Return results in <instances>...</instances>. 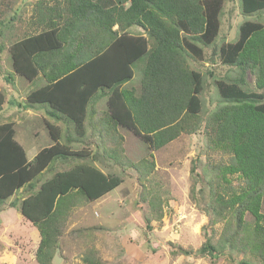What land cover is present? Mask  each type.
<instances>
[{"label":"trees","instance_id":"16d2710c","mask_svg":"<svg viewBox=\"0 0 264 264\" xmlns=\"http://www.w3.org/2000/svg\"><path fill=\"white\" fill-rule=\"evenodd\" d=\"M63 2L44 11L39 3V22L49 24L37 35L12 44L9 52L14 75L30 82L41 75L44 80L43 86L27 94V103L45 106L48 115L65 129L46 123L53 143L28 162L24 148L15 140L14 123L0 124V204L21 188L27 192L19 207L39 232L38 264H51L76 201L94 202L121 183L118 176L79 163L39 184L41 174L55 162L89 158L84 150L73 152L68 145L84 144L80 140L85 137L83 118L97 91H110L107 117L114 126L131 130L152 150L195 131L198 125L193 121L201 111L203 83L200 73L189 70L186 57L200 59L202 51L195 43L211 44L220 26V1L216 0H130L128 7L110 6L106 0ZM240 2L246 16L264 12V0ZM115 25L118 29L112 31ZM131 27L144 32L126 33ZM100 35V42L88 43ZM220 58L223 64L244 72L256 70V87L261 93L218 83L225 105L206 120V129L213 148L228 152L231 162L217 167L215 175L225 182L238 175L246 185L231 195L214 192L208 208L215 218H232L233 228L227 229L230 242H244V248L264 263V25L241 24L238 40L222 47ZM138 62L143 69L140 94L136 95L120 87L131 80L132 66ZM4 101L0 92V110ZM246 214L253 219L251 228H246ZM199 253L219 255L209 241ZM82 264L104 263L94 251H88Z\"/></svg>","mask_w":264,"mask_h":264},{"label":"rangeland","instance_id":"374dc122","mask_svg":"<svg viewBox=\"0 0 264 264\" xmlns=\"http://www.w3.org/2000/svg\"><path fill=\"white\" fill-rule=\"evenodd\" d=\"M216 1H220L216 38L209 45L195 43L202 51L200 59L192 55L186 57L189 70L200 73L203 83L199 95L201 111L193 121L194 126L198 125L195 131L182 133L165 146L152 150L125 127H85V137L80 139L84 144L70 143L68 147L73 152L84 150L89 158L55 162L41 174L39 184L75 164L88 163L105 175L121 178L119 186L99 200L87 202L81 198L74 203L51 264H82L88 251H94L104 264H264L244 248V242H230L231 233L227 229L233 228L234 220L215 218L208 208L214 192L225 195L240 192L246 181L234 175L225 182L215 175L217 167L231 162V155L221 148H213L207 135L209 129H206V120L225 105L219 94V82L237 84L247 93H261L256 87L257 71L244 72L235 65L223 64L220 50L238 40L239 27L244 22L264 25V12L259 16H246L240 0ZM110 2L106 0L110 6L128 7L130 0ZM39 3H42V11L48 9L43 5L50 8L57 3L58 7L60 3L64 5L63 0H0V85H5L2 76L8 73L12 76L10 84L14 85V77H19L13 74L9 48L40 30ZM143 32L141 28L131 27L126 33ZM142 69V62L134 64V77L128 81L136 95L140 94ZM240 78H243L241 83L238 82ZM16 81L15 92L8 86L12 100H20L22 106L28 105L25 97L30 90L23 83L27 80L18 78ZM122 86L120 89H128ZM4 96L6 107L7 93ZM26 121L27 114L21 109L8 106L0 110V124L16 123L18 140L25 141L29 135L39 151L52 145L53 142L44 136L47 128L34 119L35 126L30 129ZM26 195L21 188L13 195L14 203H8L10 197L0 204V264H38L37 245L26 241L29 247L26 249L24 241L18 238L28 232L26 222H21L15 211L10 220H5L7 215L1 213L6 205L20 204ZM261 213L264 215V197ZM245 221L246 228L253 226L249 214L245 215ZM208 241L217 248V257L200 255V248ZM180 249L189 254H182Z\"/></svg>","mask_w":264,"mask_h":264},{"label":"crops","instance_id":"0c3cea01","mask_svg":"<svg viewBox=\"0 0 264 264\" xmlns=\"http://www.w3.org/2000/svg\"><path fill=\"white\" fill-rule=\"evenodd\" d=\"M20 6V4H18V7ZM44 8H50V7H46L43 5ZM10 19V18H9ZM47 24H49L48 22H45V23H41L40 25H38L40 27V30L34 34V35H37L38 33H40L43 29V27H45ZM118 29V26L115 25L112 27V31H117ZM32 35V36H34ZM102 35H100V38H101ZM30 37V36H29ZM109 37L108 35H106V38ZM26 38V37H25ZM23 38V39H25ZM28 38V37H27ZM111 38V37H110ZM22 39V40H23ZM101 39H94L92 41H88V43L90 42V44H94L95 42L97 43L100 42ZM91 45V46H92ZM89 51V47H87L85 49V52H88ZM8 74H11V73H8ZM7 75H4L2 76V80L4 81L5 85L2 84L0 85V92L5 94L7 93L8 95V99L6 100V107L3 105L2 108L3 110H5V108H8V106H11V107H15L18 109V111H21L26 113L27 114V127L32 129L35 125L32 124L33 120H37L42 127L46 128V123H50L56 127H63V123L59 122V121H55L53 118H51L49 115H48V109L45 107V106H42V105H25V106H22V105H19L20 104V100L18 101H13L12 100V95L11 93L12 92H15V89L17 88L18 86V82L16 81L18 78H20L22 81H25V79L23 80V78L21 77H14L15 79V83L14 85L11 83L10 84V81H7L6 80V77L8 76ZM133 77H134V74H133ZM132 77V78H133ZM13 79V80H14ZM130 82V81H129ZM129 82H126L124 84V86L128 87V89L130 88L129 87ZM25 83V85L29 88V92L30 93L32 90H35V89H38L39 87L43 86L44 85V80L42 78L41 75H37L31 82H23ZM12 89V92L9 90V87ZM122 86V87H124ZM132 90V88H130ZM110 94V91L107 90V89H104V90H98L97 91V97L92 100L89 104V107H88V115L87 117H84L83 118V126L85 127H95L97 129H101V128H106L108 126H112L113 128L115 127L114 124L112 123V121L110 119H108V117L106 116L105 113H107V110H108V107H107V102H108V96ZM17 95V94H15ZM24 99V97L22 98ZM21 99V100H22ZM26 99V97H25ZM14 112H16V109H14ZM16 126V123L14 124V127ZM26 139L25 141H21V140H18L16 138V131H15V140L24 148L25 150V153H26V159L27 161H32L34 159V157H36V155L38 154L39 150L37 148V146H35L36 144H34V141L31 139H29V135H26ZM44 136L47 138L48 141H51L50 137H49V134H48V131L46 133H44ZM13 197H11L8 201V203H14L15 201L13 200ZM99 200V199H98ZM97 201V200H96ZM17 204H15V206H8L6 205L5 209H2V212L3 215L6 214L7 216L4 218L5 220H10V216L12 215V212L15 211V216H17V218L21 221V222H26L27 226H28V232L26 233H23L21 236H19L18 238H20L21 240L24 241V248H29L28 245L26 244V241L30 244L34 243L36 244V250H37V247L40 243V235H39V232L38 230L29 222L27 221L21 214V211H20V207L19 209L17 208V206H19V204L16 206ZM1 216V215H0ZM31 224V225H29Z\"/></svg>","mask_w":264,"mask_h":264}]
</instances>
